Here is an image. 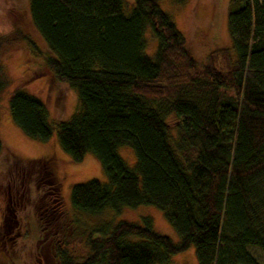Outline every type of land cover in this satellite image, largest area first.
<instances>
[{
    "label": "trees",
    "instance_id": "obj_1",
    "mask_svg": "<svg viewBox=\"0 0 264 264\" xmlns=\"http://www.w3.org/2000/svg\"><path fill=\"white\" fill-rule=\"evenodd\" d=\"M230 5L234 60L224 49L200 64L160 0H30L47 52L34 47L52 77L78 94V111L57 125L60 147L75 162L96 155L108 179L75 185L73 208L94 217L153 206L180 239L149 219L110 231L86 225L88 252L74 257L64 242L59 264H169L190 247L198 264H261L249 248L264 252V0ZM8 42L0 34V97ZM25 86L11 94L12 118L47 143L55 131L48 108ZM119 147L135 151L134 168ZM0 157L18 158L1 138Z\"/></svg>",
    "mask_w": 264,
    "mask_h": 264
},
{
    "label": "rangeland",
    "instance_id": "obj_2",
    "mask_svg": "<svg viewBox=\"0 0 264 264\" xmlns=\"http://www.w3.org/2000/svg\"><path fill=\"white\" fill-rule=\"evenodd\" d=\"M230 1L186 0L182 5L176 0H160V7L171 17L194 58L200 64H207L211 54L224 49L231 51V60L235 58L228 24L232 7ZM29 2L30 0H0V34L9 41L1 55L8 87L0 97V138L5 149H10L18 157H11L10 160L0 157V215L9 205L6 194L9 185L16 182L20 186L22 183L21 192H25L20 204L16 207L9 206L16 218L11 216L10 210H5L8 217L20 224L13 228L11 238L16 241L9 246H4L5 239H1L6 227L0 229V264H59L57 253L64 242L70 244L74 257H83L88 252L85 245L86 225L90 229L100 227L102 223L110 224V231L122 221L143 225L144 219H149L156 232L179 244L177 232L164 213L156 207H124L121 211L107 209L103 215L94 217L84 216L73 208L71 194L75 185L93 179L107 183L108 179L102 162L96 155L89 153L81 162H75L60 147L57 125L69 120L78 111V94L74 88L52 77L43 57L34 47L47 52L44 40L30 20ZM156 48V41L149 42L147 53L153 54ZM217 63L223 67L225 60L219 57ZM23 82L26 85L24 89L41 99L48 108L49 122L55 127V131L47 143L27 137L12 118L11 94ZM118 153L129 167H135L137 158L133 149L119 147ZM46 159H51L55 164L51 166L49 162L46 165ZM29 160L39 162L32 163ZM52 178L55 185L61 182L58 185L61 195H47L55 186L51 183ZM46 199L54 202L53 206L56 208L50 209L51 204L50 208L44 206ZM48 209L54 211L49 212ZM13 221L7 223H13V226ZM41 229L48 238H54L48 250L38 248V240L43 236ZM249 251L264 264V252L260 248L250 247ZM169 264H198L195 248L190 247L187 251L172 256Z\"/></svg>",
    "mask_w": 264,
    "mask_h": 264
},
{
    "label": "flooded vegetation",
    "instance_id": "obj_3",
    "mask_svg": "<svg viewBox=\"0 0 264 264\" xmlns=\"http://www.w3.org/2000/svg\"><path fill=\"white\" fill-rule=\"evenodd\" d=\"M50 162V165L51 166H53V164H55V162H52V160L50 159H46L45 160V163H46V165L48 164ZM45 165V167H47ZM49 165V164H48ZM46 175V174H45ZM43 177L45 178V176L43 175ZM55 180L57 181V179H56V177H55ZM55 180H54V178H52V184L53 185H55ZM58 183V185H61V182L59 181V182H57ZM58 185H55L53 188H51V191L50 192H48L47 193V195H49L50 197H52V195L54 194V195H56L57 194V196H58V194L59 195H61V193H60V187L58 186ZM21 186H22V183L20 184V186L15 182L14 184H12V185H9L8 187H7V192H6V194H7V197H8V208H4V211H2V213H1V215H0V229H2L3 227H6V230H5V233L3 234V237L1 238V239H5L4 240V242H3V244H4V246H9V245H12V244H14L15 243V241H16V239H13V238H11V232H13V228L16 226V227H19V222L16 220L15 222L13 221V219L11 218V217H8L7 216V213H6V211L5 210H10L11 208H9V206L11 207H16L18 204H20L21 202H20V200H22V198L23 197H25V192H21ZM46 196V195H45ZM49 201V199L47 200L46 199V201L44 202V206H47V207H49L50 208V205L49 204H51V208L50 209H55L56 208V206L54 207L53 205V203L54 202H48ZM57 201V200H56ZM50 209H48L47 211H49V212H53L54 210H51L50 211ZM56 211V210H55ZM10 212L12 213V217H14V218H16L15 217V214H14V211H12V210H10ZM49 214V213H48ZM11 221H13L14 222V225L12 226V224L11 225H9L7 222H11ZM8 225H9V227H8ZM43 229H41V232L43 233L44 231H42ZM45 230V229H44ZM20 234V233H19ZM6 237H9V238H7L6 239ZM51 238V239H50ZM50 238H48V235L46 234V233H43V236L41 237V238H39V240H38V248L39 247H41V249L43 248V249H45V250H48V248H51V246H52V244H53V241H54V238L53 237H50ZM50 239V240H49ZM42 252L44 253V250H42ZM42 253V254H43ZM10 254V253H9Z\"/></svg>",
    "mask_w": 264,
    "mask_h": 264
}]
</instances>
